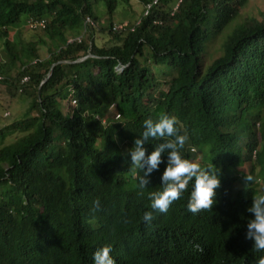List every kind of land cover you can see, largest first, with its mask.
<instances>
[{
	"label": "trees",
	"instance_id": "obj_1",
	"mask_svg": "<svg viewBox=\"0 0 264 264\" xmlns=\"http://www.w3.org/2000/svg\"><path fill=\"white\" fill-rule=\"evenodd\" d=\"M96 1L111 18L131 0ZM173 2L160 0L133 32L103 27L108 45L86 25L98 20L92 0H0L9 99L0 117V264H93L103 246L115 264H257L264 255L245 239L247 207L264 191V19L234 25L249 0H185L171 16ZM30 21L46 25L29 28L42 34L27 41L15 30ZM219 36L222 53L205 66ZM22 98L25 110L6 124ZM162 115L187 133L183 157L221 182L210 209L187 211L190 182L148 224V193L162 187L168 150L144 188L129 153L143 121ZM167 139L149 138L146 156Z\"/></svg>",
	"mask_w": 264,
	"mask_h": 264
},
{
	"label": "clouds",
	"instance_id": "obj_2",
	"mask_svg": "<svg viewBox=\"0 0 264 264\" xmlns=\"http://www.w3.org/2000/svg\"><path fill=\"white\" fill-rule=\"evenodd\" d=\"M175 117L162 115L155 121L151 118L143 121L144 131L141 138L134 141V147L130 150V170L133 175L138 170H143L139 179V187L147 184V176L161 164V153L167 151V166L162 176L160 190L148 193L149 208L143 213L142 220L150 224L154 212L165 213L173 201L179 199L191 182V191L187 200V211L193 214L201 210L210 209L213 205L215 190L220 186V177L216 171L209 167H201L198 163L184 158L181 150L188 140L187 133L179 134ZM172 138L164 143H159L149 155L146 156L144 144L149 138ZM246 185L254 183L252 175H244ZM94 209L98 208L99 201L94 200ZM247 212L251 214L246 224L245 239L252 242V249L256 252H264V191L254 195ZM111 247L103 246L92 254L93 264H115L110 255ZM257 264H264V255L260 256Z\"/></svg>",
	"mask_w": 264,
	"mask_h": 264
},
{
	"label": "rangeland",
	"instance_id": "obj_3",
	"mask_svg": "<svg viewBox=\"0 0 264 264\" xmlns=\"http://www.w3.org/2000/svg\"><path fill=\"white\" fill-rule=\"evenodd\" d=\"M93 6L95 8V11L98 15V20L96 21L97 26L95 27L94 31L95 34H97V39L99 44H108L112 43V40L110 39L111 36L106 32H99L102 30L103 27L109 26L111 22H113L114 25H120V24H128L132 25L135 24L137 20H139L142 17L143 14V3L140 0H131L129 4L122 3L121 1L118 4L117 10L113 14V16L107 17L105 13V7L98 3L96 0H92ZM250 19H257V20H263L264 19V0H249L247 6L242 11V14L238 21L234 22V25L237 23L243 22L245 20ZM18 34H20L25 40H31L33 35H37L38 32L40 34L41 31H32L29 29L27 24H24L20 27H18L15 30ZM230 31V29L227 31V33ZM226 33V32H225ZM226 35V34H225ZM225 36H219L216 38L213 42H211L204 54V65L208 66L210 65L216 58H218L221 53V44L224 40ZM70 39H73L70 37ZM110 45V44H108ZM42 58L48 56V52L46 47L41 50ZM159 82H163V79H159ZM5 89L2 87L0 88V117L3 116L4 110L6 105H8V96L5 94ZM24 98L16 100L12 106L10 107L9 113L12 114V116L8 113L6 115H9L6 119L5 123H11L14 120L18 119V116L22 109L25 110L27 103H20L23 102ZM20 103V104H19ZM19 111V112H18Z\"/></svg>",
	"mask_w": 264,
	"mask_h": 264
},
{
	"label": "built area",
	"instance_id": "obj_4",
	"mask_svg": "<svg viewBox=\"0 0 264 264\" xmlns=\"http://www.w3.org/2000/svg\"><path fill=\"white\" fill-rule=\"evenodd\" d=\"M185 2V0H174L173 2V6H172V9H171V16H174V14L178 11V9L180 8V6ZM160 4V0H150L146 3L143 4V14H142V17L136 21V23L133 25V26H130L128 24H120V25H114L113 26V30L116 31V32H123V30H130L131 32H133L135 30V28L137 26H139L141 23H142V20L144 18H147L151 15V13L159 6ZM155 23L157 24H160L161 21L160 20H157L155 21ZM97 23L91 19V18H87L86 19V25H90V26H97L96 25ZM45 22L44 21H40V22H36V21H30L28 23V27L30 29H33L35 30L36 28H44L45 27ZM75 40H80V38H76V39H69V42H73ZM123 66L122 65H119L116 67V70L118 72H121L123 70ZM4 79V77L0 74V81H2ZM29 79L28 77H25L22 82L25 83L27 82ZM75 103V101H74Z\"/></svg>",
	"mask_w": 264,
	"mask_h": 264
}]
</instances>
